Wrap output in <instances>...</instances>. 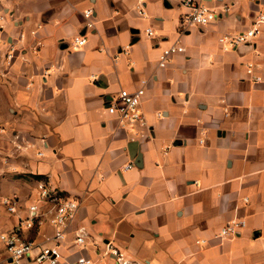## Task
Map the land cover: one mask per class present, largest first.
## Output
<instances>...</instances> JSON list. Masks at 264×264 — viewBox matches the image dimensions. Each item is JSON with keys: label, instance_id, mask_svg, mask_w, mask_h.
I'll return each instance as SVG.
<instances>
[{"label": "crops", "instance_id": "crops-1", "mask_svg": "<svg viewBox=\"0 0 264 264\" xmlns=\"http://www.w3.org/2000/svg\"><path fill=\"white\" fill-rule=\"evenodd\" d=\"M184 1L0 0V235L38 204L21 237L56 245L44 181L80 203L58 264L110 263L109 246L131 264H264V25L253 44L219 43L264 0H200L219 17L189 30ZM174 43L184 52L160 68ZM142 86L144 125L122 127L108 106ZM233 219L246 227L217 238Z\"/></svg>", "mask_w": 264, "mask_h": 264}, {"label": "built area", "instance_id": "built-area-1", "mask_svg": "<svg viewBox=\"0 0 264 264\" xmlns=\"http://www.w3.org/2000/svg\"><path fill=\"white\" fill-rule=\"evenodd\" d=\"M183 5L187 10L181 18V27L183 30H189L197 26H207L219 17L218 12L200 0H185ZM92 16V9H88L84 12V17L87 20H90ZM263 25L264 11L257 15L250 29L235 35H224L219 39V43L223 46L224 50L235 49L244 44H253L255 39L260 35ZM89 27H92L91 23H89ZM146 33L150 36L154 34L151 28H148ZM86 43L87 40L84 36H79L74 39L76 49L85 46ZM13 51L14 49H11V54L7 56L10 60L12 59ZM183 52L184 48L180 44H172L160 54L159 67L166 68L175 55ZM252 70L253 66L249 65L247 72L252 74ZM145 84L146 82H142V85ZM144 95V86L134 92L122 90L115 101L108 106V112L117 116L122 127L144 125V116L141 111V103ZM133 167V164H128L124 167V170L127 171ZM38 197L41 202H45L49 205V223L55 228L53 240L56 245H37L33 241L25 240L21 237L22 230L24 228H32L39 217L40 207L38 204H34L29 207L31 215L28 220L24 221L23 219H19L12 234L0 235V241L5 246L6 254L11 264H24L25 260L30 258L34 253V262L38 264H58V242L65 240L70 224L76 219L80 203L75 198L57 192L44 181L38 184ZM244 202L248 203V199L245 198ZM1 203L6 206L9 213L16 212V205L12 200L6 198L3 199ZM246 225L247 223L245 220L233 219L221 228L216 237L220 240L235 237L242 232ZM76 243L77 245H83L85 243L83 229H80L78 234H76ZM107 254H111L114 257V261L107 264H131V262L126 259L124 253L118 248L109 246L106 252V255ZM75 264H95V262L88 258L80 257Z\"/></svg>", "mask_w": 264, "mask_h": 264}]
</instances>
